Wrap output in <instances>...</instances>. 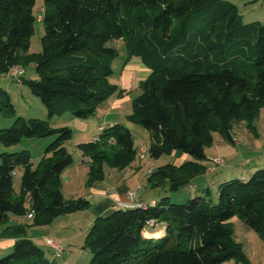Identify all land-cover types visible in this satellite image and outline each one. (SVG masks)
<instances>
[{"label":"trees","instance_id":"trees-1","mask_svg":"<svg viewBox=\"0 0 264 264\" xmlns=\"http://www.w3.org/2000/svg\"><path fill=\"white\" fill-rule=\"evenodd\" d=\"M36 2L0 0V76L13 66L30 68L22 83L50 118L70 112L86 121L124 92L110 82L120 55L114 44L123 43L122 66L135 57L150 70L126 117L150 134L146 158L158 160L173 152L194 158L150 174L148 181L165 192H177L205 174L201 163L208 160L205 150L213 145L214 133L235 146L233 124L248 121L252 128L250 121L264 107V20L245 23L231 2L43 0L41 16L34 14ZM37 23L44 29L42 50L31 53ZM4 98L3 108L13 116L9 95ZM34 138H54L35 168L28 151L0 154V224L32 212L30 226L47 228L90 206L85 199L66 201L62 195L61 175L73 164L64 148L73 138L70 128L17 118L0 130L5 149ZM77 148L91 160L87 188L105 179V167L125 170L139 161L131 131L120 124ZM18 170L22 178L15 190ZM206 191L205 197L181 204L163 197L146 209L127 208L95 219L85 238L90 264L248 263L231 221L240 219L264 238V168L246 181L219 184L218 200ZM157 227L165 229L164 236L147 238L146 232ZM0 264L51 263L45 250L22 239L0 257Z\"/></svg>","mask_w":264,"mask_h":264},{"label":"crops","instance_id":"crops-1","mask_svg":"<svg viewBox=\"0 0 264 264\" xmlns=\"http://www.w3.org/2000/svg\"><path fill=\"white\" fill-rule=\"evenodd\" d=\"M262 7L264 9V1L260 3V8ZM256 10L258 9H252L251 13L257 15L260 11ZM261 12L264 13V10ZM252 19H256L255 16H252ZM116 44H119V48L117 49L120 53L119 58L117 59L122 58V60L117 64V68L119 70L117 71V77L114 80L110 79V82L124 91L121 98L113 97L106 103L102 104L97 110L95 120L90 124L87 121H84L81 125L79 123L80 120L72 119L70 116L68 117L67 122L58 123V119L55 121L56 127H67L66 125H71V127L73 126L74 128H79V125L80 131H88V134L84 133L79 135L74 131L72 140L74 138L77 139V141L72 144L74 149H76L78 144L93 142L100 133V127H104L106 129L120 124L130 128V123L127 122L126 117L132 110V99L139 93V84L149 76L150 70L143 65L139 58L135 57L132 58L125 67H123L122 63L126 56L124 44L121 42ZM123 106L124 111H121ZM99 118H102L103 120L100 121ZM74 125H76V127ZM233 138L235 141L234 147H237L238 144L240 146V140H238L236 135H233ZM78 141L81 142L78 143ZM141 146L143 147L145 145L141 144ZM74 152V158L78 159V162L68 167V169H70H66L61 175L62 195L66 201L85 199L89 202V208L82 212L59 217L51 226L47 228L30 226L31 220H29L27 216L8 218L5 223L0 224V257L10 253L17 241L29 239L45 250L46 257L50 261V255L53 258L56 256L54 255V250L47 245L48 240L60 246L62 249L67 247L72 248L82 246L85 243L88 229L93 224L95 219L105 218L116 211L124 210L123 206L129 204L127 194L130 191L140 189L138 194L139 201L151 207L156 205L161 198L170 196L169 194H166L163 189L156 187L155 183L149 182L148 179L150 175L146 174L144 171L142 172V169L145 167L151 168L152 172H154V168L152 166L146 165V158V161L143 160L145 161V165H141L143 161H138L136 164L132 163L125 170L105 167V179L101 183L96 184L91 188H87L86 181L89 172V163L87 162V158L82 157L81 154H77L76 150ZM172 156H174V158L170 163L173 166L180 165L181 161L178 158H175L176 154L173 153ZM183 156V159L186 160L187 156ZM201 164L207 167V174L209 173L208 176L205 177V180L206 178H211L218 170V167L215 168L214 166L209 165V161L208 163L204 162ZM256 169L253 171H243L242 169L237 172L236 177L246 181L250 175L256 171ZM225 181H228V179H223V181L219 184ZM197 190H199V188ZM204 190H208V193H210V189L205 188ZM214 195L217 199V189L214 192ZM231 225L234 230L235 239L240 237V239L248 241L247 246L249 247L247 253L251 260V264H264V260L259 261L260 259H258L260 252L262 251L261 242L264 243V241L261 240V238L253 232V230L245 226L238 218H234L231 221ZM69 227L72 228L71 231H69ZM241 233H243V235ZM164 234L165 229L157 227L153 231L146 232L145 235L149 239L159 240L164 236ZM257 244H260V249H258L259 247L257 248ZM63 254L64 250L61 256H63ZM50 263L55 264L56 262L50 261Z\"/></svg>","mask_w":264,"mask_h":264},{"label":"rangeland","instance_id":"rangeland-1","mask_svg":"<svg viewBox=\"0 0 264 264\" xmlns=\"http://www.w3.org/2000/svg\"><path fill=\"white\" fill-rule=\"evenodd\" d=\"M42 1L43 0H37L36 2L34 14L37 16H41V13H42L41 11L43 7ZM225 1L231 2L232 4L236 5L239 8L240 14L245 23H249L254 20H259V21L264 20V13L261 12L264 9L263 7L260 8V3L264 0H258V1L256 0H225ZM252 9H258L256 11H260V12L257 15H254V13H251ZM252 16L253 17L255 16L256 19H252ZM38 20H40V17ZM43 34H44V29H43L42 24L37 23L35 25V33L33 37L31 38V46H30L31 53H39L42 50L41 40H42ZM114 45L117 48H119L118 47L119 44H114ZM121 60L122 58L116 59L115 62H113L112 67H113L114 73L111 77V80H114L117 77L118 75L117 71H119L117 68V64L121 62ZM14 67H18L22 70H25L26 71L25 77H30L31 75L30 68L26 70L22 66H13L10 69ZM6 74H5V77H6ZM5 77L0 76V130L7 129L13 126L17 118H22L24 120L37 119V120H42V121H48L51 127H56L55 121L57 119H58V123L67 122L69 116L72 117V119H75L70 112H67L61 116H54L50 118L42 102L30 93L28 87L22 83L23 80L22 81L20 80L12 81V80L6 79ZM5 93L9 95L10 102L14 106L15 114L13 116L9 114L7 107L3 108V101L5 99L4 98ZM114 97L117 98V96H114ZM121 111H124V106ZM94 120H95V117L88 119L86 121L90 124ZM99 120L102 121L103 119L99 118ZM250 122H251L252 128H248V121H240V122H235L233 124L232 134L236 135L238 140H240L239 142L241 144L240 146L238 144L237 147L227 144L219 134L217 133L213 134V145H211L205 150V155L206 157L208 156L207 157L208 160L205 161V163H208L209 161V165H212L215 168L218 167L217 172L213 174L211 178L209 179L206 178L205 180V177H207L209 174V173L207 174V171H206L204 175H201L197 177L196 179H194L193 184L187 187H184V188H180L179 191L177 192H172V193L165 192L166 194L170 195L169 197L172 203L181 204V203L186 202L188 199H193L195 196L205 197V195L207 194V191L204 190L205 188L210 189L209 197L214 201L216 200V196L214 195V192L217 189V200H218V186H219V183L223 181V179L231 180V179L237 178L236 177L237 172L241 171L242 169L243 171L244 170L253 171L256 168H257L256 170L264 168V107H261L258 110L257 115ZM79 123L82 125L84 121H80ZM129 125H130V128L128 129L131 131L133 135L134 147H136V150L139 151L141 148H143L148 152V147L150 145L149 133L139 125L131 124V123ZM66 126L73 131V134H74V131L78 135L84 134V133L88 134V131H80L79 125H78L79 128H77L76 125H74L77 129L74 128L73 126L71 127V125H66ZM59 127H56V128H59ZM99 137L100 135H97V137L94 139L93 142H97ZM53 140L54 138L24 139L21 143H19L18 145L10 149H5L2 146H0V154L2 153L13 154L15 152H20L23 150L28 151L31 157V163L33 167L35 168L36 165L39 163V161L43 158L45 149ZM76 141L77 139L74 138L73 140L67 141L64 144V148L73 158V164L78 162V159L74 158L75 150L77 154H81L82 157H84L82 151L79 148H77V146L80 144L76 146V149L72 147V144ZM79 142L81 141H78V143ZM141 144H144L145 146L142 147ZM183 155L184 154L177 152L176 157H175L181 161V164L186 163V162H194V158H192L191 156H187V155H186L187 159L184 160ZM85 158H87V162L90 164L91 160L88 157H85ZM173 158L174 156L172 155H165V156H162L158 160L146 158L147 161L145 159H142V161L145 160L146 165L152 166L155 172L158 167L165 166V165H172L170 162L172 161ZM217 158L218 160L223 161L222 167L216 165L213 162ZM145 161H143L141 165L143 164L145 165ZM146 168L147 167L143 168L142 172L144 171L146 172V174L149 175L148 171H151L152 169L151 168L146 169ZM69 169L67 168V170ZM21 178H22V170H18L13 179V187L15 190L19 189V186L21 184ZM198 188L199 190H197ZM71 230L72 228L69 227V231ZM241 234L243 235V233ZM235 240L237 243L241 245L242 254L244 255L246 261L248 262V263H239V264H251V260L247 253L248 247H249L247 246L248 241L240 239V237L236 238ZM261 240L264 241V238H261ZM261 243H262L261 244L262 251L260 252V256L258 258L260 259L259 261L264 260V243L263 242ZM261 246L260 244H257V248L259 247L258 249H260ZM63 250H64L63 256L60 255L61 257L59 256L57 258L56 257L53 258L50 255L49 257L50 261L51 262L55 261L56 262L55 264H90L92 260V254L89 251V249L85 246V243L79 247L78 246L72 247V248L67 247V248H63ZM234 263H236L235 260L230 261V262H225L224 264H234Z\"/></svg>","mask_w":264,"mask_h":264},{"label":"built area","instance_id":"built-area-1","mask_svg":"<svg viewBox=\"0 0 264 264\" xmlns=\"http://www.w3.org/2000/svg\"><path fill=\"white\" fill-rule=\"evenodd\" d=\"M25 73H26L25 70H22V69H20L18 67H14V68H12V69H10L8 71V73L6 74V79H9V80H12V81H19V80L22 81L23 77L25 76ZM103 130H104V127H100L99 128V131H100L99 135L102 134ZM146 156H147V151L145 149L141 148L139 151H137V159H136V161L137 160L142 161V159H145ZM213 162L216 165H218V166H221V167L223 166L222 165L223 161L218 160V158L215 159ZM133 164H136V163H133ZM148 173L150 175L152 173V170L148 171ZM139 192H140V189H137L135 191H130L127 194L128 199H129V204L124 205L123 206L124 209H127V208L146 209L148 207V205H146L145 203H142V202L139 201V199H138ZM32 215H33L32 212L29 213L27 215V218L29 220H31L32 219ZM153 225H154L153 222L149 223V227L152 228ZM47 245H49L54 250V255L56 257H59L63 253V249L60 246L54 244L52 241L48 240L47 241Z\"/></svg>","mask_w":264,"mask_h":264}]
</instances>
